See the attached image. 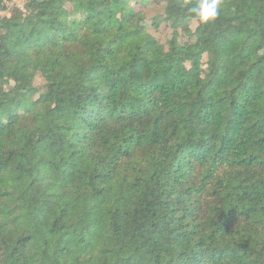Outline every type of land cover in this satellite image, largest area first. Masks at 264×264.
<instances>
[{"label":"trees","instance_id":"1","mask_svg":"<svg viewBox=\"0 0 264 264\" xmlns=\"http://www.w3.org/2000/svg\"><path fill=\"white\" fill-rule=\"evenodd\" d=\"M10 1L0 264H264V0Z\"/></svg>","mask_w":264,"mask_h":264},{"label":"clouds","instance_id":"2","mask_svg":"<svg viewBox=\"0 0 264 264\" xmlns=\"http://www.w3.org/2000/svg\"><path fill=\"white\" fill-rule=\"evenodd\" d=\"M222 0H197L188 12L200 23L214 21L220 14Z\"/></svg>","mask_w":264,"mask_h":264},{"label":"rangeland","instance_id":"3","mask_svg":"<svg viewBox=\"0 0 264 264\" xmlns=\"http://www.w3.org/2000/svg\"><path fill=\"white\" fill-rule=\"evenodd\" d=\"M24 1L25 0H11L10 5L11 7L16 6V5L21 7ZM137 8H140V7H137ZM146 10L148 11V14L150 16L156 14L157 12H162L161 8L147 7ZM148 29L150 30V32L154 33L155 36L160 37L162 40H165L166 35L171 32V28L168 23L162 24L161 30L159 32L155 31V29L152 28L151 25H148ZM36 83L38 84L41 83V79H37Z\"/></svg>","mask_w":264,"mask_h":264}]
</instances>
